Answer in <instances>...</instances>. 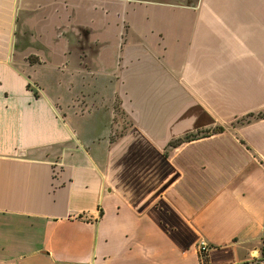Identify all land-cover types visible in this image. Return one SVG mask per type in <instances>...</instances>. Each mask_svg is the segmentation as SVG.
I'll list each match as a JSON object with an SVG mask.
<instances>
[{
    "label": "crops",
    "instance_id": "obj_1",
    "mask_svg": "<svg viewBox=\"0 0 264 264\" xmlns=\"http://www.w3.org/2000/svg\"><path fill=\"white\" fill-rule=\"evenodd\" d=\"M60 3L0 0V264H264V0H84L102 33L35 32Z\"/></svg>",
    "mask_w": 264,
    "mask_h": 264
},
{
    "label": "rangeland",
    "instance_id": "obj_2",
    "mask_svg": "<svg viewBox=\"0 0 264 264\" xmlns=\"http://www.w3.org/2000/svg\"><path fill=\"white\" fill-rule=\"evenodd\" d=\"M71 3H67L64 5L63 3H60L59 6H57L55 9L51 8L49 10H39L35 13L37 16L35 18L38 20V23L33 24L32 26L35 30V32H39L43 34L44 36L52 37L53 34H60L64 35L67 33H71L70 30L72 29H78V27L84 29L88 27V29L91 31V33H102L101 28V18L104 17L102 14V10L99 8L97 9V5L95 7L91 8H83L84 0H69ZM76 2V3H74ZM26 12H33V11H26ZM31 19L33 20V13L30 14ZM71 15V16H70ZM40 16V17H39ZM109 21L110 25L105 26V33L106 34H112V31L116 29V21L117 16L113 13L112 10H110L109 14L106 16ZM78 21L81 25H76V22ZM106 21V24H107ZM93 22L92 25H86L85 23ZM35 25V26H34ZM100 26V27H97ZM97 29H100V31H97ZM88 32V31H86ZM55 46L56 49L62 45L61 42L56 43ZM114 125L112 134L109 136L110 142H118L124 139L127 135H129V131H131L133 128V123L127 118L125 113L121 110L119 104L117 101H115V107H114ZM243 118V117H242ZM238 120L232 122L233 126H238L240 122H237ZM240 121V120H239ZM132 138V137H131ZM135 141L139 140L138 137L134 138ZM173 141V140H172Z\"/></svg>",
    "mask_w": 264,
    "mask_h": 264
},
{
    "label": "trees",
    "instance_id": "obj_3",
    "mask_svg": "<svg viewBox=\"0 0 264 264\" xmlns=\"http://www.w3.org/2000/svg\"><path fill=\"white\" fill-rule=\"evenodd\" d=\"M263 118H264V114H262V113H259L257 115L250 113V114L246 115L245 117H243L241 119V122L242 123H250L252 120H258V119H263ZM221 132H223L222 127H215V128L206 129V130H197L193 133L185 134L183 137L174 140L173 142L170 143V146H177L178 144H181L183 142L196 140L199 138L207 137V136L217 134V133H221Z\"/></svg>",
    "mask_w": 264,
    "mask_h": 264
},
{
    "label": "built area",
    "instance_id": "obj_4",
    "mask_svg": "<svg viewBox=\"0 0 264 264\" xmlns=\"http://www.w3.org/2000/svg\"><path fill=\"white\" fill-rule=\"evenodd\" d=\"M197 248H198V252H199L201 261L203 262L205 259L206 253L208 251V245L205 241L201 240L200 242H198ZM260 250H261L262 254L264 255V239L260 245Z\"/></svg>",
    "mask_w": 264,
    "mask_h": 264
}]
</instances>
